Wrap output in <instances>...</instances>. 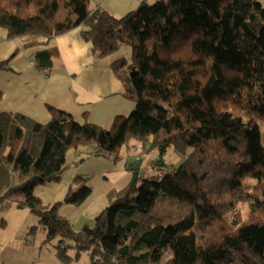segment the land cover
I'll list each match as a JSON object with an SVG mask.
<instances>
[{
  "label": "trees",
  "instance_id": "obj_1",
  "mask_svg": "<svg viewBox=\"0 0 264 264\" xmlns=\"http://www.w3.org/2000/svg\"><path fill=\"white\" fill-rule=\"evenodd\" d=\"M90 3L0 0V28L10 39L83 26L97 59L131 46L132 58L111 67L135 101L109 129L52 106L47 123L0 110V212L29 209L39 219L29 233L42 227L62 264L84 252L87 264H264V192L246 182L264 178V134L229 109L264 119V0H157L122 17ZM35 59L39 68L53 66L48 50ZM131 146L144 162L151 151L159 156L139 168L135 185L108 191L92 226L75 229L62 202L35 192L60 180L71 149L117 161ZM169 148L186 155L177 168L165 163ZM91 194L89 178L77 175L64 202L81 205ZM241 201H251V217L239 223Z\"/></svg>",
  "mask_w": 264,
  "mask_h": 264
},
{
  "label": "crops",
  "instance_id": "obj_2",
  "mask_svg": "<svg viewBox=\"0 0 264 264\" xmlns=\"http://www.w3.org/2000/svg\"><path fill=\"white\" fill-rule=\"evenodd\" d=\"M157 0H91L92 10L106 9L122 17L142 2ZM83 26L51 38H8L0 32V110L23 113L36 121L51 120L50 107L65 110L81 122L97 123L110 128L118 115H128L135 101L125 96V86L112 70V63L128 58L129 50L121 49L102 58H95L93 44L82 35ZM34 40V42H32ZM48 50L53 66L39 68L35 54ZM139 147V146H138ZM92 148L71 149L60 180L39 185L35 192L45 203L62 202L59 209L75 229L94 225L96 217L108 206L107 193L131 184L132 170L128 161L137 163L135 146L124 150V158L95 156ZM149 155V154H147ZM144 160L142 165L144 164ZM141 165V166H142ZM89 178L91 196L81 205L64 202L73 178ZM38 217L29 209L12 206L0 212V264H54L60 262L54 249L45 248V236L32 241L28 229L38 224ZM79 228V229H78ZM38 244V246H36Z\"/></svg>",
  "mask_w": 264,
  "mask_h": 264
},
{
  "label": "rangeland",
  "instance_id": "obj_3",
  "mask_svg": "<svg viewBox=\"0 0 264 264\" xmlns=\"http://www.w3.org/2000/svg\"><path fill=\"white\" fill-rule=\"evenodd\" d=\"M4 30L6 31V29L0 28V32H3ZM124 48H125L124 50H129L128 59L130 60L132 58V47L129 45H126V46H124ZM229 109L233 110L235 112V114H239V115L243 116L247 120L251 119V120H254V121H257L258 123H260V126H261L263 134H264V119H262V118L259 119L257 116L250 114L247 109L241 111L240 108L232 107V106H230ZM263 142H264V137H263ZM158 156H159V152L155 151V150L151 151L149 153V155H146V161L144 163V166L146 167V171L148 170L147 166L152 164L153 163L152 161H156ZM185 159H186V155H181L179 153H176L173 151L172 148H169L167 150V152L164 154L165 163H167L169 168L170 167L177 168L179 165H181L185 161ZM153 172H149V173H153ZM246 182L251 185L254 194L261 195V193L264 192V178L262 179V182H259L258 180L254 179L252 177H247ZM238 207L240 209V211L238 213V222L242 223L243 221L248 220L251 217V201H247V202L241 201L239 203ZM263 217L264 216H262V219H263ZM29 230H30V228L28 229V231ZM43 236H45V231L43 230L42 227H39V230L36 232V234H31V233L28 234V237L32 241H35L36 238L39 239ZM68 243H70V242H68ZM44 244H45V248H51V249L54 248L53 247L54 244H48V243H44ZM36 246H38V244H36ZM168 251H170V250H167L164 253L163 262H166L169 259V257H171V253ZM69 253L72 256H75L76 250L74 248H70ZM54 262H55L54 264H62L58 261H54ZM89 262H90L89 254H88V252H84L81 256V259L79 261H75V264H87Z\"/></svg>",
  "mask_w": 264,
  "mask_h": 264
},
{
  "label": "water",
  "instance_id": "obj_4",
  "mask_svg": "<svg viewBox=\"0 0 264 264\" xmlns=\"http://www.w3.org/2000/svg\"><path fill=\"white\" fill-rule=\"evenodd\" d=\"M142 162H143V158L138 159L137 163L135 164H133L132 161H128L127 169L134 171L131 185H135L138 179L139 168L141 167Z\"/></svg>",
  "mask_w": 264,
  "mask_h": 264
}]
</instances>
